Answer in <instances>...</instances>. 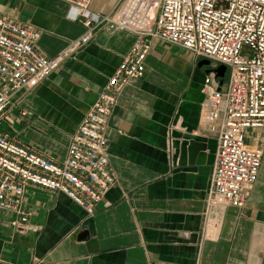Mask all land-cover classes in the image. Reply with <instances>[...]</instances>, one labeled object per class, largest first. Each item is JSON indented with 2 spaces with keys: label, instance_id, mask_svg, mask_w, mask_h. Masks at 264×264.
<instances>
[{
  "label": "crops",
  "instance_id": "crops-1",
  "mask_svg": "<svg viewBox=\"0 0 264 264\" xmlns=\"http://www.w3.org/2000/svg\"><path fill=\"white\" fill-rule=\"evenodd\" d=\"M118 2L93 0L90 10L105 16ZM68 13L65 0H0V16L43 31V55L71 52L50 77L18 94L0 121V132L58 163L137 40L127 30L90 35ZM200 59L153 42L144 76L124 88L109 121L116 182L96 214L62 192L28 186L24 231L9 223L14 215L0 213V264H264V155L244 207L207 205L217 135L202 127V86L217 67L200 70ZM226 84L224 77L220 87ZM191 136L208 139L204 164L183 157ZM246 143L264 151V128L249 129Z\"/></svg>",
  "mask_w": 264,
  "mask_h": 264
},
{
  "label": "built area",
  "instance_id": "built-area-1",
  "mask_svg": "<svg viewBox=\"0 0 264 264\" xmlns=\"http://www.w3.org/2000/svg\"><path fill=\"white\" fill-rule=\"evenodd\" d=\"M65 1L68 16L91 27L90 35L127 30L137 40L84 116L63 162L0 132V213L15 216L9 220L12 227L22 232L29 220L23 208L28 186L62 192L87 215L96 214L116 182L109 157L110 118L124 88L144 76L156 40L230 69L225 88L215 71L202 86V127L217 135L207 205L244 207L264 155L262 148L246 143L249 129L264 128V0H119L105 16L90 10L93 0ZM42 34L33 25L0 16V121L18 94L36 88L71 53L43 55L37 48Z\"/></svg>",
  "mask_w": 264,
  "mask_h": 264
},
{
  "label": "water",
  "instance_id": "water-1",
  "mask_svg": "<svg viewBox=\"0 0 264 264\" xmlns=\"http://www.w3.org/2000/svg\"><path fill=\"white\" fill-rule=\"evenodd\" d=\"M211 61L209 59H202L199 63V68L203 65H210ZM227 67L225 65H220L215 69L216 77L221 78L220 84H223V79L226 75ZM183 157H188L190 164H204L208 157V139L207 138H199L196 136L184 137V141L181 145ZM88 231H83L79 235V239H84L88 236Z\"/></svg>",
  "mask_w": 264,
  "mask_h": 264
},
{
  "label": "rangeland",
  "instance_id": "rangeland-1",
  "mask_svg": "<svg viewBox=\"0 0 264 264\" xmlns=\"http://www.w3.org/2000/svg\"><path fill=\"white\" fill-rule=\"evenodd\" d=\"M200 60H202V59H200ZM199 60V61H200ZM221 65V63H215L213 60H211V64L210 65H203L202 66V68H199L200 70H206V69H215L216 67H218V66H220ZM216 66V67H215ZM215 67V68H214ZM229 73H230V69L229 68H227V71H226V75H225V79H227L228 78V76H229Z\"/></svg>",
  "mask_w": 264,
  "mask_h": 264
}]
</instances>
